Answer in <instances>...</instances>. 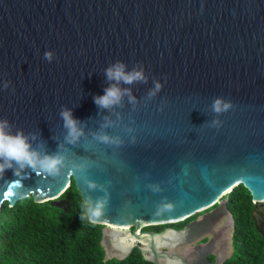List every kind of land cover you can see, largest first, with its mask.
I'll list each match as a JSON object with an SVG mask.
<instances>
[{"label": "water", "instance_id": "1", "mask_svg": "<svg viewBox=\"0 0 264 264\" xmlns=\"http://www.w3.org/2000/svg\"><path fill=\"white\" fill-rule=\"evenodd\" d=\"M117 60L129 70L142 64L148 81L121 85L135 105L125 96L118 107L98 109L93 97L103 94L110 83L104 69ZM154 80L163 87L149 100ZM218 96L234 105L219 117L211 110ZM62 107L83 122L74 145L64 143ZM2 118L13 131H38L49 152L64 144L69 163L58 178L7 170L0 175V209L29 195L66 208L60 196L71 181L84 201L91 179L111 193L95 223L103 226L105 259L137 248L154 264H222L229 255L215 252L222 228L214 224L224 212L233 224V216L221 199L242 184L254 211L257 198L264 200V0H0ZM217 118L222 125L211 127ZM98 132L123 143H101ZM82 162L86 172L72 171ZM162 201L172 210L157 214ZM198 213L181 228L143 230ZM256 228L264 237V226ZM111 232L135 242L116 248Z\"/></svg>", "mask_w": 264, "mask_h": 264}, {"label": "trees", "instance_id": "2", "mask_svg": "<svg viewBox=\"0 0 264 264\" xmlns=\"http://www.w3.org/2000/svg\"><path fill=\"white\" fill-rule=\"evenodd\" d=\"M69 206L52 201L35 202L31 195L0 209V264H154L139 249L123 259H105L101 244L100 224L82 220L83 199L74 181L61 194ZM226 207L233 216L231 255L222 264H264V237L252 217L254 202L250 192L236 186L225 197ZM196 216L173 223L174 228ZM165 226H147L161 230ZM205 240V239H204Z\"/></svg>", "mask_w": 264, "mask_h": 264}, {"label": "clouds", "instance_id": "3", "mask_svg": "<svg viewBox=\"0 0 264 264\" xmlns=\"http://www.w3.org/2000/svg\"><path fill=\"white\" fill-rule=\"evenodd\" d=\"M44 58L51 62L54 59V53L47 50ZM104 75L110 83L104 88L102 95L93 97L94 103L101 110H111L120 106L124 97H128V102L135 105L137 98L132 95L131 89L121 87V85H132L134 83H147L148 76L142 64H137L130 70L125 62L117 60L104 69ZM11 81H3L2 87L7 89ZM154 86L149 89L147 97L151 100L162 89L163 85L160 80H154ZM14 91V88H13ZM234 105L231 100L223 97H216L211 105L213 113L220 114L233 109ZM164 110V103L160 105V111ZM63 128L65 129L64 143L69 145L76 144L80 137L84 135V129L81 126L83 122L73 115L71 108L62 107L59 113ZM220 119H213L211 127L219 128L222 125ZM105 127L108 124L104 125ZM14 125L7 118L0 119V175L11 169L14 175H21L26 170L31 169L34 172L43 174L48 177L58 178L63 174V170L68 167L67 155L62 152L64 144L58 143L54 152L47 150L45 142L40 139L38 131L25 133L23 129L13 131ZM129 132L133 130L128 129ZM96 139L104 144L120 146L123 141L118 136H110L107 133L96 134ZM135 142V137H133ZM88 168L87 162L72 164V171L86 172ZM87 188L91 191L99 190L103 195L93 197L91 191L84 197L82 205L81 221L87 219L90 223L95 224L106 212L110 203L111 193L103 184H97L96 181L85 179ZM109 184L111 181L108 182ZM154 192H159L158 185H149ZM173 205L169 202L162 201L157 205V214L171 211Z\"/></svg>", "mask_w": 264, "mask_h": 264}, {"label": "flooded vegetation", "instance_id": "4", "mask_svg": "<svg viewBox=\"0 0 264 264\" xmlns=\"http://www.w3.org/2000/svg\"><path fill=\"white\" fill-rule=\"evenodd\" d=\"M213 207H215V206H213ZM213 207H212V208H213ZM212 208H211V209H212ZM226 208H227V207H226ZM257 210H258V212L254 211V210L252 211V213H253L252 217H253V219H254V224H255V226H264V220H263V217L261 216V214L264 215V209L258 207V204H257ZM201 213H203V212H201ZM201 213H200V214H201ZM198 215H199V213L196 214V216H195L194 218L189 219L188 221H186L185 223H183L181 226H184V225H185L186 223H188L189 221L195 219ZM156 226H161V225H156ZM163 226H175V225H171V224H169V225H163ZM214 226H220V227L222 228L221 233H220L221 238H220V236H219V240H221V242H220L219 247L216 248L215 252L218 253L219 255L223 256V257L228 256V251H227V239L223 237V233L228 232V231L230 230L231 226H234V225L231 223V218H230V216H229L227 213L224 212V213L222 214L221 218H219L218 222H217L216 224H214ZM143 230H152V229H148V228L144 227ZM153 231H159V230H153ZM222 239H223V240H222ZM205 240H206V239H205ZM205 240H203V241H205ZM232 249H233V248H232ZM230 255H231V254H230ZM230 255H229V256H230ZM208 258H209L211 261H214V260H215V254H213V253L210 254V255L208 256Z\"/></svg>", "mask_w": 264, "mask_h": 264}, {"label": "bare ground", "instance_id": "5", "mask_svg": "<svg viewBox=\"0 0 264 264\" xmlns=\"http://www.w3.org/2000/svg\"><path fill=\"white\" fill-rule=\"evenodd\" d=\"M257 200L259 201H264L263 199L257 198ZM115 228V227H113ZM124 229V228H123ZM122 230V229H120ZM117 232V231H115ZM168 236V234H167ZM111 245L115 246L116 248H119L121 250L126 249L128 246H130L131 244H133L135 242L134 238L131 237L127 234H116L114 232H111ZM159 244H162V242H160Z\"/></svg>", "mask_w": 264, "mask_h": 264}, {"label": "rangeland", "instance_id": "6", "mask_svg": "<svg viewBox=\"0 0 264 264\" xmlns=\"http://www.w3.org/2000/svg\"><path fill=\"white\" fill-rule=\"evenodd\" d=\"M224 197V196H223ZM225 198H222L221 201H223ZM258 207L264 209V201L263 202H259L258 203ZM223 237L227 239V251H228V255H230L232 252H231V248H230V243H229V240H230V232H225L223 233Z\"/></svg>", "mask_w": 264, "mask_h": 264}]
</instances>
